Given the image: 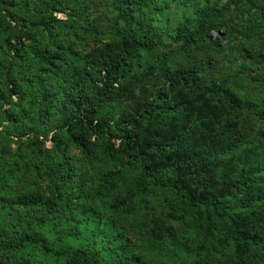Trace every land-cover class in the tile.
Returning a JSON list of instances; mask_svg holds the SVG:
<instances>
[{"label": "trees", "instance_id": "16d2710c", "mask_svg": "<svg viewBox=\"0 0 264 264\" xmlns=\"http://www.w3.org/2000/svg\"><path fill=\"white\" fill-rule=\"evenodd\" d=\"M217 1H190L172 31L175 47L158 54L157 0H117L121 36L82 59L54 14L90 28L85 0H0V166L12 143L19 148L0 171L6 264H41L37 253L59 264H160L136 253L137 244L95 211L110 199L124 206L108 189L126 183L133 197L165 194L168 215L194 228L201 245L226 249L227 264H264V147L244 134L264 125V0ZM236 12L246 14L239 30ZM231 56L239 63L219 72L217 63ZM252 81L260 93L248 101L242 93ZM73 147L86 156L96 150L119 168L88 185ZM44 177L45 188L36 181ZM133 203L116 212L128 214ZM57 214L68 223L59 233L76 232V243L56 245L44 233ZM145 234L164 251L181 247L167 220ZM206 256L181 264H210Z\"/></svg>", "mask_w": 264, "mask_h": 264}, {"label": "rangeland", "instance_id": "374dc122", "mask_svg": "<svg viewBox=\"0 0 264 264\" xmlns=\"http://www.w3.org/2000/svg\"><path fill=\"white\" fill-rule=\"evenodd\" d=\"M190 1L193 4H199V6L212 5L213 2L217 0H157L158 3L163 9L157 12L152 20L153 24L157 29L163 33L164 43L159 48L158 54H161V51L172 49L175 47V43L172 41V31L176 23L180 20L182 15L189 14L190 11ZM87 5V11L89 12L90 19L92 21L89 24V27L85 26L86 21L79 20L74 18L75 24L71 21L65 14L62 12H56L57 18L61 19V23L57 26V31L65 33V43L68 44V47H72L74 52L78 54L82 59L85 58H95V56L100 53L104 48H106L110 43L118 39L122 34V29L124 28V23L121 17L118 15V10L116 7L117 0H85ZM218 2V1H217ZM225 0H219L218 3H224ZM155 3V4H156ZM246 14L241 12H236L233 17L234 24L237 29H241L243 26V17ZM78 23L80 27H78ZM71 24V29L75 33L70 32L69 25ZM87 25V24H86ZM211 37H216L217 33L215 31H210ZM257 49L258 46H255ZM180 53V51H177ZM202 56H205L204 53ZM239 63V60L231 56L229 59L223 58L217 63L219 72H224L229 66L235 68ZM208 72L212 71V68H206ZM137 87V90L134 91V95L125 102V106L133 105L137 99L138 95L141 93L147 80ZM255 81L246 83V91H244L247 100L252 101L256 97L260 90L257 88L252 90V84ZM256 84V83H255ZM248 116V115H247ZM244 119V118H243ZM251 122L255 125V121L251 119ZM237 124V123H236ZM235 124V125H236ZM238 126L245 128V122H239ZM261 126V125H260ZM264 132V125L259 127L255 125L254 127H248L245 136L249 141H255L256 147H264V134L259 136L258 133ZM114 140V139H113ZM117 142V140H114ZM48 146L51 145L50 141H47ZM117 146V143L115 144ZM22 148V147H21ZM19 151L17 144L12 143V150H10L5 159L8 160V163L4 167L0 166V171L6 168V165L14 163V155ZM70 154L78 161V167L85 172L86 184L90 185L92 179H97L102 173H107L110 170H117L119 167L114 162L109 160V158L101 155L100 152L95 150V154L91 156L84 155L79 149L71 148ZM10 166V165H9ZM98 176V177H97ZM128 177V175L126 174ZM84 177V178H85ZM33 177H26L24 181L31 184ZM39 183L45 188L46 177L36 178ZM85 184L83 191L87 192L88 187ZM128 185L126 184H114L109 186V191L111 194L116 195L119 199L123 200L125 203L124 206L117 209L109 202H113L112 199L109 202H105L103 208L95 207V211L100 213V219L107 220L113 231L124 232L127 237L132 239L137 247L134 248L136 253H139L143 256L148 262L160 263V264H181L183 262H191L194 259H199L202 256L207 257V252L210 258V264H227V250L219 247H211L201 245L202 242H199L197 238L196 231L190 225H187L186 221H179L173 219L168 215L169 207L168 200L164 197L165 194L161 193L160 201L156 200L154 197L147 195L137 194L136 197L132 196V192L128 191ZM17 190H14L16 192ZM134 203L129 205L131 210L128 214L123 212H116L126 209L128 203L133 201ZM75 213L79 216H82V212L75 208ZM120 215V216H119ZM57 218L48 221V223L43 227L44 233L54 240L56 245L66 244V243H76L79 238L77 237L76 232L65 231L59 233V229L67 227L68 223L65 221V215L57 214ZM98 217L97 215H95ZM99 218V217H98ZM161 220H167L171 224L172 228L176 231V238L179 240L180 248L177 247L175 251H164L165 249L161 248L157 243L154 244L145 234L146 232L151 233L154 229H157V222ZM17 221L16 217L13 218L15 224ZM28 224L27 219L24 220ZM7 253V254H6ZM1 253L0 252V264H6L12 261L11 252ZM208 258V259H209ZM36 259L41 260V264H59L54 260H51L50 257H44L42 254L37 253Z\"/></svg>", "mask_w": 264, "mask_h": 264}]
</instances>
